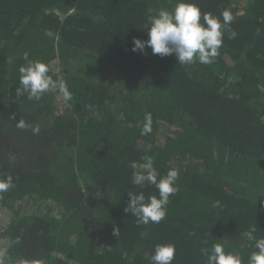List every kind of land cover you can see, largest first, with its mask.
<instances>
[{"label": "trees", "instance_id": "obj_1", "mask_svg": "<svg viewBox=\"0 0 264 264\" xmlns=\"http://www.w3.org/2000/svg\"><path fill=\"white\" fill-rule=\"evenodd\" d=\"M192 2L234 16L236 36L211 64L132 51L149 15L177 0H0V177L14 180L0 194V264H152L164 243L176 246L172 264H207L201 249L218 242L243 264L257 251L264 0ZM37 60L56 89L17 96L19 68ZM146 155L158 176L175 168L179 178L166 217L145 225L125 207L128 192L158 196L132 183L129 165Z\"/></svg>", "mask_w": 264, "mask_h": 264}, {"label": "clouds", "instance_id": "obj_2", "mask_svg": "<svg viewBox=\"0 0 264 264\" xmlns=\"http://www.w3.org/2000/svg\"><path fill=\"white\" fill-rule=\"evenodd\" d=\"M233 20L234 16L228 10L222 11L218 17L212 13H202L200 7L192 0H177L172 10L161 8L156 14L149 15L146 25L148 38L144 40L133 37L132 51L143 53L146 48H150L153 55H175L177 63L181 65L196 62L211 64L219 55L225 34H228L229 39L235 38L236 32L231 28ZM19 73L17 96L27 93L29 99L40 100L45 93L57 87V81L49 74L50 67L45 62L29 61L19 68ZM59 81L58 90L64 100H71V93L62 77ZM17 127L25 128L28 125L20 120ZM39 130V126L33 128L34 133ZM150 132L151 117L146 114L141 135ZM129 166L132 169V183L141 188L145 185L155 186L158 196L146 197L143 192H128L130 199L125 211L135 216L138 224L159 223L167 215L169 197L178 191V170L170 168L166 174L158 176L154 157L149 155L143 156L141 161H132ZM12 187V175L0 177V194ZM113 234L119 236L118 229H114ZM254 246L257 251L250 255L247 264H264V238L258 239ZM175 251L176 246L173 243L157 244L151 256L152 264H172ZM201 251L207 257V264H243L238 252L226 251L224 244L219 242Z\"/></svg>", "mask_w": 264, "mask_h": 264}]
</instances>
